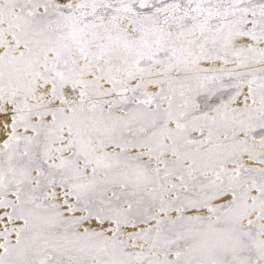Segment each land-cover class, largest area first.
<instances>
[{
    "label": "snow or ice",
    "instance_id": "1",
    "mask_svg": "<svg viewBox=\"0 0 264 264\" xmlns=\"http://www.w3.org/2000/svg\"><path fill=\"white\" fill-rule=\"evenodd\" d=\"M0 264H264V0H0Z\"/></svg>",
    "mask_w": 264,
    "mask_h": 264
}]
</instances>
